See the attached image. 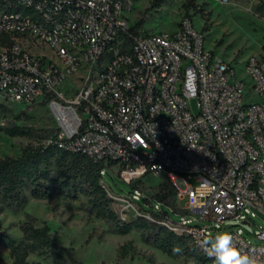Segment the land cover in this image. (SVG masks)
I'll return each mask as SVG.
<instances>
[{
    "label": "built area",
    "instance_id": "built-area-1",
    "mask_svg": "<svg viewBox=\"0 0 264 264\" xmlns=\"http://www.w3.org/2000/svg\"><path fill=\"white\" fill-rule=\"evenodd\" d=\"M152 1L0 0V103L46 104L59 148L103 163L129 185L169 181L180 223L146 214L104 175L101 185L122 221L146 217L204 250L229 220L250 215L246 224L260 217L264 225V55L234 66L237 58L206 47L189 17L174 31H147L139 14ZM75 75L68 98L61 89ZM152 210L166 209L155 202ZM259 228V244L240 229L229 233L264 262Z\"/></svg>",
    "mask_w": 264,
    "mask_h": 264
},
{
    "label": "rangeland",
    "instance_id": "rangeland-1",
    "mask_svg": "<svg viewBox=\"0 0 264 264\" xmlns=\"http://www.w3.org/2000/svg\"><path fill=\"white\" fill-rule=\"evenodd\" d=\"M261 2L264 0H231L229 4L223 5L214 0H166L158 9L149 7L141 12L139 20H144L143 27L147 31L169 32L178 28L180 20L191 17L196 28L205 35L206 47L229 61L237 58L234 66L239 67L251 56L264 55V13L257 10ZM145 6L138 5V8L143 10ZM77 76L66 80L62 86L61 91L68 98L74 93ZM8 107L11 113L0 114V127L24 125L37 130L57 128L46 104H11ZM29 143L26 138H10L0 132V157H18ZM103 175L115 194L142 203L140 192L123 182L116 170L105 171ZM145 184L143 192L153 194L149 186L157 184L149 179ZM164 207L171 221H184L181 210L174 212L172 208ZM0 211V229L17 240H21V226L26 222L38 228H50L51 237L60 247L58 255H31L29 264H71L69 254L84 264H184L183 259L169 258L143 243L136 231L125 236L116 234L107 222L96 218L89 211L85 197L74 201L54 192L49 199L30 198L26 208L19 213L3 208L1 204ZM248 217L251 216L244 215L240 223L229 220L225 225L218 226L211 235L215 236L217 232L229 233L237 228L242 230L251 243L259 244L255 234L260 226L264 229L263 221L258 217L252 218V224H244ZM123 248L127 251L125 257L122 256ZM0 258L9 264L13 263L10 252L3 247H0Z\"/></svg>",
    "mask_w": 264,
    "mask_h": 264
},
{
    "label": "trees",
    "instance_id": "trees-1",
    "mask_svg": "<svg viewBox=\"0 0 264 264\" xmlns=\"http://www.w3.org/2000/svg\"><path fill=\"white\" fill-rule=\"evenodd\" d=\"M165 2L166 0H153L150 9H158ZM257 10L264 13V2L257 6ZM143 23L144 20L141 25ZM48 97L51 98L50 95ZM10 113L8 105L0 103V114ZM0 132L10 138H26L30 141L20 156L0 157V204L3 208L19 213L26 208L30 198L49 199L54 192L74 201L85 197L89 211L96 218L107 222L116 234L125 236L136 231L143 243L161 251L169 258L183 259L184 264H214V257L206 255L205 251L186 235H180L146 217H139L130 222L122 221L114 212L112 200L101 185L106 166L87 156L59 148L58 128L37 130L31 126L14 125L0 127ZM48 140H51L49 145L46 144ZM141 184L142 182H137L130 186L135 191H141L144 188ZM153 189L151 199L142 198V203H139L146 214L156 217V220L167 215L166 210L161 214L153 212L155 202L172 208L174 212L178 211L176 192L169 181L161 180ZM21 231L23 236L21 240H17L0 229V247L10 252L13 260L11 264H29L31 255L48 257L58 253L60 247L51 237L48 226L38 228L26 222L21 226ZM174 248H179L180 251L174 252ZM126 255L127 251L123 248L122 256ZM69 258L71 264H84L70 254ZM0 264L9 263L0 258Z\"/></svg>",
    "mask_w": 264,
    "mask_h": 264
},
{
    "label": "clouds",
    "instance_id": "clouds-1",
    "mask_svg": "<svg viewBox=\"0 0 264 264\" xmlns=\"http://www.w3.org/2000/svg\"><path fill=\"white\" fill-rule=\"evenodd\" d=\"M205 254L214 257V264H264L255 255L243 254L237 248L234 237L228 232H217L214 237L209 236L202 242ZM179 252V248H174Z\"/></svg>",
    "mask_w": 264,
    "mask_h": 264
},
{
    "label": "water",
    "instance_id": "water-1",
    "mask_svg": "<svg viewBox=\"0 0 264 264\" xmlns=\"http://www.w3.org/2000/svg\"><path fill=\"white\" fill-rule=\"evenodd\" d=\"M244 224H246V223L244 222Z\"/></svg>",
    "mask_w": 264,
    "mask_h": 264
}]
</instances>
